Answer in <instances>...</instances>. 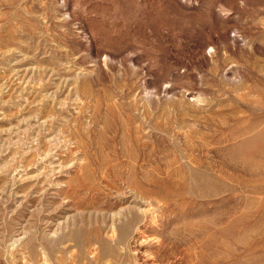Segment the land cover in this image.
Segmentation results:
<instances>
[{
    "label": "rangeland",
    "instance_id": "374dc122",
    "mask_svg": "<svg viewBox=\"0 0 264 264\" xmlns=\"http://www.w3.org/2000/svg\"><path fill=\"white\" fill-rule=\"evenodd\" d=\"M133 263L264 264V0H0V264Z\"/></svg>",
    "mask_w": 264,
    "mask_h": 264
},
{
    "label": "bare ground",
    "instance_id": "6f19581e",
    "mask_svg": "<svg viewBox=\"0 0 264 264\" xmlns=\"http://www.w3.org/2000/svg\"><path fill=\"white\" fill-rule=\"evenodd\" d=\"M136 195V194H135ZM142 202H145V201H142ZM146 203L147 204H149V205H153L154 204V202H153V200L151 199H147L146 200ZM134 205L135 206H138V207H141V204H138V202H134ZM127 206H129V205H127ZM131 207H123V208H121L120 210H118V211H116L114 214H113V217H112V226L114 225V227H113V229H112V232L114 233H112L113 234V238L112 239H117L118 237H119V230H118V228H117V226L115 225V220L116 219H119L120 218V216L123 214V211L124 210H126V209H130ZM147 210V209H146ZM146 210H144V209H139L138 208V213L140 214V216L142 217L141 218V220L142 221H144V223L143 224H141L140 223V221L141 220H139L138 222H136L135 224H134V226H133V228H132V233H131V236H130V239H129V241H128V243H127V245L126 246H128L130 243H131V240H132V238L134 237V235L135 234H137V233H139V230L142 228V226L143 227H145V228H148V225L151 223V221H148L147 219H146V217H147V215H148V210L146 211ZM161 217V216H160ZM112 228V227H111ZM140 232H142V231H140ZM144 232V231H143ZM143 234V233H142ZM141 234V235H142ZM145 235V234H144ZM143 235V236H144ZM111 236V235H110ZM139 236V235H138ZM75 249V248H74ZM73 249V250H74ZM96 252V251H95ZM96 255H97V252L95 253ZM71 255V254H70ZM135 256V255H134ZM136 257V256H135ZM45 262V261H44ZM71 262V261H70ZM87 262V261H86ZM46 263H47V261H46ZM134 264V263H133Z\"/></svg>",
    "mask_w": 264,
    "mask_h": 264
}]
</instances>
